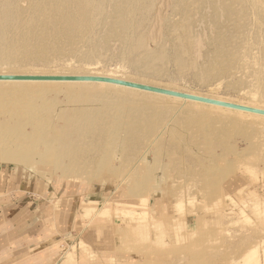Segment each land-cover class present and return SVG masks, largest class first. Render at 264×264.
Here are the masks:
<instances>
[{
  "label": "rangeland",
  "instance_id": "1",
  "mask_svg": "<svg viewBox=\"0 0 264 264\" xmlns=\"http://www.w3.org/2000/svg\"><path fill=\"white\" fill-rule=\"evenodd\" d=\"M20 2L22 6H27L26 0ZM147 2L146 9H142L143 13L140 14L144 20L136 29L141 32V36L143 35L144 44L138 46L139 44L134 43L136 48L132 54L124 47L122 41L111 39L113 42L110 40L89 60L71 55H54L39 61L26 62L3 59L0 61V71L29 69L109 73L264 105L262 95L256 96L258 99L253 100V92L258 87L259 73L262 72L264 75V68L259 64L260 45L254 42L256 38H252L254 35L250 27L246 29V37L242 34L237 38L238 41L243 40L244 45L249 47L250 57L244 68L235 69L231 77L202 79L199 75L197 67L206 64L204 61L207 62L209 54L206 52L212 47L208 42H211L218 31L207 19L212 13L209 7L202 11V16L205 17L195 15L196 22H193L196 24H193L198 27L192 24L190 41L192 57L189 55V58L193 59L191 61L195 64L194 67L180 69L177 62L174 60L171 62L170 59L164 65L163 73L136 68L133 58L143 57L147 52L167 47L166 50L172 53L175 44L173 37L176 33L169 34L170 38L173 36L172 42L169 41L165 24L167 20L177 22L176 20L181 19V14L179 15L175 8L177 0ZM106 6L103 7L105 14L107 10L108 13L111 10L109 5ZM205 20L211 23L208 24ZM101 25L103 24L99 21L95 26L96 39H102L100 35L105 31ZM205 26L210 28L206 29ZM228 27L233 29V25L229 24L225 29ZM260 41L264 46L263 37ZM84 46L81 48L82 51L87 49L88 43ZM235 82L236 85L233 84ZM97 102L99 100L95 101ZM165 106L170 108L167 116L165 114L162 118L165 123L161 122L158 129L161 131L166 125L169 128L156 140L154 135L159 134L158 129L148 136V140L147 137L143 138L138 134L125 135L122 141L125 143L129 137L128 142L123 146L124 150L121 148L120 153L124 162L120 164L117 155L113 156L110 163L115 167L111 168L115 171L114 176H105L101 184L92 187L90 185V177L94 174L93 167L83 168L81 169L83 171L73 172L61 179L51 168L38 172L12 160L0 164L18 167L32 176L57 180L59 185L62 183L70 192L76 188L77 192L85 191L89 185L87 190L101 193L102 198L98 200L101 203L92 204L89 200L84 201L79 216L80 225L89 227L86 233L87 245L82 239L74 241V244L65 245L63 249L61 248V252L64 250L65 252L53 257L55 260L60 259L57 264H62L63 258L69 259L67 264H264V123L253 124L257 131L259 129V133L249 128L241 129L229 136L224 133L228 121L225 119L220 121L216 114L202 113L203 111L199 112L197 108L191 109L190 112L186 111V107L182 109L181 106L187 105L181 102H167ZM204 126L214 129L215 133L209 135L211 138L203 135L201 127ZM236 126L243 127V124L238 121ZM192 129L194 132L190 131ZM216 133H220V136H216ZM130 138H134L133 141ZM202 139L205 140L201 141ZM208 142L213 143L211 148H207ZM257 142L260 146L255 148ZM149 148L151 149L148 150ZM144 153L152 158H160L159 168L156 167L157 171L154 170L155 180L161 184L159 187L152 185L149 180L150 164L145 162ZM150 170L153 171L152 166ZM114 188H118V191L113 194ZM101 223L105 224L102 226ZM68 246L73 248L67 251Z\"/></svg>",
  "mask_w": 264,
  "mask_h": 264
},
{
  "label": "bare ground",
  "instance_id": "2",
  "mask_svg": "<svg viewBox=\"0 0 264 264\" xmlns=\"http://www.w3.org/2000/svg\"><path fill=\"white\" fill-rule=\"evenodd\" d=\"M20 1L0 0V61L3 59H18L23 62L29 60L39 61L54 55H71L89 60L96 56V53L100 52L111 39L122 41L130 54L135 51L136 46L134 47V43L139 44L138 46L144 44L143 35L141 36V32L136 31V29L144 20V17L140 14L143 13L142 9H146L148 0H26L27 6H22ZM106 5H109L111 10L109 13L107 10L105 14L103 12L105 8L103 7ZM205 7L212 9V13L207 19L217 27L218 31L210 40L211 42H208L212 47L209 48V52H206V54L209 53L207 62L204 61V64H206L203 66L202 63L201 67H197L201 78H224L232 75L235 69H242L246 66L247 59L250 57L249 47L244 45L243 40L238 41L237 38L242 34L246 37V29L249 27L253 30L254 36L252 38H256L254 42L260 45L259 64L264 68V46L260 41L261 37L264 38V0H177L175 8L178 14H181V19L176 20L177 22L167 20L165 24L168 37L169 34L176 33L174 37L172 36L175 40V44L173 42L174 47L171 46L173 49L170 48L173 50L172 53L166 50L167 47L166 49L157 48L158 50L155 52H147L143 57L133 58L134 66L142 71L163 73L165 72L164 65L172 59L171 62L176 61L180 69L187 66L194 67L195 64L191 61L193 59H190L192 57L190 55L192 24L196 22L194 20L195 15L199 14L203 18L202 11ZM201 18H199L200 21ZM99 21L104 25V27L101 25L102 29L105 28L104 32L101 31L100 36L102 39H96L95 36L97 33H95V26ZM207 21L205 20V22ZM226 24L233 25V29L230 28V30L229 27L230 31L225 29L227 28ZM206 27L210 28L209 26ZM170 39L169 41L172 42V39ZM86 43H88L87 51H82L81 48L85 47L84 44ZM121 49H118V51H121ZM131 61L133 62V60ZM0 75L110 77L264 110V105L261 103H248L213 94L192 92L169 85L155 84L146 82V80H137L109 73L23 69L19 71H0ZM233 84L236 85L237 82ZM258 95L264 97V75L262 72L259 73L258 87L253 92V100L258 99L256 97ZM97 100L99 102L95 103ZM167 102H181L187 105L181 106L182 109L186 107V111L189 110L190 112L191 109L197 108L200 110L199 112L203 111L202 113L216 114V118L220 121L221 119L227 120L228 123L224 133L229 136L241 129L248 130L251 128L255 130L254 132H258L259 129L257 131L253 124L264 123L263 114L109 82L0 80V164L6 160H12L38 172L51 168L61 179L73 172L83 171L81 170L83 168L93 167L94 174L90 177V185L92 187V185L101 184L105 176H114L115 171L111 168L115 167L110 163L113 156L117 155L120 164L124 162V158L120 153H122L121 148L124 150L123 146L127 145L129 137L126 139L127 141L125 140L126 144L122 141L123 137L129 134H138L143 138L147 137L148 140V136L162 124V118L170 108H168L170 105L166 108ZM176 111L178 112V110ZM237 120L243 124V127L236 126ZM168 128L169 126L166 125L161 131L158 129L160 132L158 131L159 134L154 135L155 140ZM181 130L183 131V129ZM201 130L205 136L215 133L214 129L208 126L201 127ZM190 131L194 132L193 129ZM219 134L216 133V136H220ZM140 136L138 137L140 138ZM209 137L211 138V136ZM217 138L220 139V137ZM133 139L131 140L133 141ZM157 144L159 145V142ZM177 144L179 145V143ZM193 145L195 146L194 143ZM211 146H213V143L208 142L207 148H211ZM259 146L257 142L255 148ZM138 147L140 148V145ZM156 148L158 149V147ZM199 148L201 147L199 146ZM192 149L191 151H193ZM254 154H256V151H254ZM162 156L163 154L161 159ZM159 159L152 158L149 154L144 153L145 162L150 164L153 169L151 172L149 166V180L155 187L161 185L155 180L154 174L157 171L156 167L159 168ZM87 188H89V185ZM117 189L114 188L112 193L117 192ZM89 202L92 204L101 203L97 200H89ZM74 243L73 241L68 244ZM71 248L73 246H68L67 251ZM59 251H62V249L56 251L44 249L22 259L21 263L32 264L33 262L38 264L42 260L55 257ZM68 262V258H63L62 264Z\"/></svg>",
  "mask_w": 264,
  "mask_h": 264
},
{
  "label": "crops",
  "instance_id": "3",
  "mask_svg": "<svg viewBox=\"0 0 264 264\" xmlns=\"http://www.w3.org/2000/svg\"><path fill=\"white\" fill-rule=\"evenodd\" d=\"M67 188L57 180L0 165V264H21L22 259L44 249H63L78 239L87 245L89 227L81 226L79 219L82 205L98 201L102 195ZM59 260L49 258L39 264H57Z\"/></svg>",
  "mask_w": 264,
  "mask_h": 264
},
{
  "label": "water",
  "instance_id": "4",
  "mask_svg": "<svg viewBox=\"0 0 264 264\" xmlns=\"http://www.w3.org/2000/svg\"><path fill=\"white\" fill-rule=\"evenodd\" d=\"M0 80H53V81H101L115 83L127 87H132L136 89H142L146 91H152L156 93H161L165 95L181 97L185 99H191L203 103H209L224 107H229L233 109H239L244 111H249L253 113H259L264 115V110L256 109L253 107H247L244 105H239L236 103H229L225 101H219L216 99H211L207 97H201L197 95H191L189 93H182L179 91H173L161 87H155L151 85H145L141 83L131 82L123 79H116L110 77H100V76H80V75H0Z\"/></svg>",
  "mask_w": 264,
  "mask_h": 264
}]
</instances>
